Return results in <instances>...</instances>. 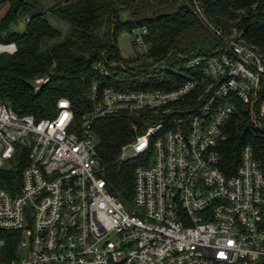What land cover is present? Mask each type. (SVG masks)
Masks as SVG:
<instances>
[{
  "label": "built area",
  "instance_id": "2783aa9c",
  "mask_svg": "<svg viewBox=\"0 0 264 264\" xmlns=\"http://www.w3.org/2000/svg\"><path fill=\"white\" fill-rule=\"evenodd\" d=\"M182 2L216 44L189 60L188 78L172 89L118 91L95 80L80 123L66 98L40 120L0 104L5 264H264V170L251 144L231 175L219 156L239 104L264 136V47L210 25L199 0ZM147 32L123 33L139 55L149 53ZM17 52L0 42V55ZM94 69L108 76L102 62ZM48 82L37 79L34 90ZM124 113L155 122L121 148L118 161L140 162L130 207L108 191L95 134L99 120ZM4 234L19 237L13 256Z\"/></svg>",
  "mask_w": 264,
  "mask_h": 264
},
{
  "label": "trees",
  "instance_id": "16d2710c",
  "mask_svg": "<svg viewBox=\"0 0 264 264\" xmlns=\"http://www.w3.org/2000/svg\"><path fill=\"white\" fill-rule=\"evenodd\" d=\"M199 1L210 25L226 32H243L248 43L264 47V0ZM42 2L0 0V42L18 46L15 55H0V104L37 120L54 117L57 102L66 98L71 102L76 123H80L92 111L91 84L95 80L118 91L170 90L188 77L158 70L156 66L185 69L193 56L210 52L216 44L207 26L182 0H60L47 12L42 10ZM47 14L70 26L65 37ZM20 22L25 23V30L12 29ZM143 28L148 30L145 41L149 53L123 57L117 46L119 37L124 31ZM100 62L108 76H100L94 69ZM37 79L49 82L35 91L33 84ZM153 123L147 114L124 113L95 124L108 191L127 207L133 200L134 171L140 162L118 161L121 148ZM226 133L228 140L219 147L221 168L226 174L235 172L241 153L249 144L264 170V136L251 131L245 106L238 105ZM12 176L19 182L21 170ZM3 237L7 243L5 251L13 256L19 237Z\"/></svg>",
  "mask_w": 264,
  "mask_h": 264
},
{
  "label": "rangeland",
  "instance_id": "374dc122",
  "mask_svg": "<svg viewBox=\"0 0 264 264\" xmlns=\"http://www.w3.org/2000/svg\"><path fill=\"white\" fill-rule=\"evenodd\" d=\"M41 1H43L41 3L42 4V10L44 12H47L51 6L57 4L60 0H41ZM47 18L55 28H57L63 32L64 37L69 33L70 26L67 23L62 22V21L58 20L57 18H53L49 14H47ZM25 28H26L25 23L20 22L18 24V26H13L12 29H14L16 31L18 30L21 32V31L25 30ZM134 42H135L134 36H127V35L122 34L119 37L117 46L120 49L123 57L132 58V57H135L136 55L139 54L137 48L134 45ZM214 46H215V44L213 45V47ZM156 68L158 70H163V71L169 70L170 72H172L178 76H181V77H188L184 67H181V66L170 67V66H167L166 64H160V65L156 66ZM131 211H133V210H131ZM5 259H6V255H5V252L3 249L1 252V255H0V264H5Z\"/></svg>",
  "mask_w": 264,
  "mask_h": 264
}]
</instances>
